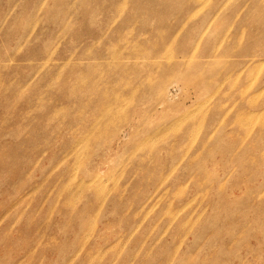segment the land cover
Listing matches in <instances>:
<instances>
[{
  "label": "rangeland",
  "instance_id": "obj_1",
  "mask_svg": "<svg viewBox=\"0 0 264 264\" xmlns=\"http://www.w3.org/2000/svg\"><path fill=\"white\" fill-rule=\"evenodd\" d=\"M0 264H264V0H0Z\"/></svg>",
  "mask_w": 264,
  "mask_h": 264
},
{
  "label": "bare ground",
  "instance_id": "obj_2",
  "mask_svg": "<svg viewBox=\"0 0 264 264\" xmlns=\"http://www.w3.org/2000/svg\"><path fill=\"white\" fill-rule=\"evenodd\" d=\"M68 191V190H67Z\"/></svg>",
  "mask_w": 264,
  "mask_h": 264
}]
</instances>
